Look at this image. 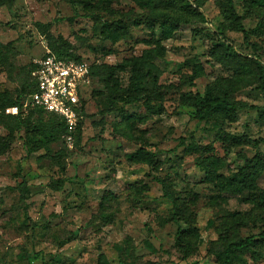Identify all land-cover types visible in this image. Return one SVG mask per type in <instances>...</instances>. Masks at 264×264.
I'll return each mask as SVG.
<instances>
[{
	"label": "rangeland",
	"instance_id": "obj_1",
	"mask_svg": "<svg viewBox=\"0 0 264 264\" xmlns=\"http://www.w3.org/2000/svg\"><path fill=\"white\" fill-rule=\"evenodd\" d=\"M222 1L0 0V93L22 101L24 68L59 38L91 67L73 131H46L49 116L27 98L21 116L35 128L0 123V264H221L227 243L264 231V144L252 145L264 140V91L218 60L211 36L228 38L244 65L264 66V11L231 0L245 43ZM207 86L251 108L198 122L187 96ZM16 113L3 109L0 121ZM190 135L207 151L179 143ZM258 152L259 177L230 191ZM234 264H264V240Z\"/></svg>",
	"mask_w": 264,
	"mask_h": 264
},
{
	"label": "trees",
	"instance_id": "obj_2",
	"mask_svg": "<svg viewBox=\"0 0 264 264\" xmlns=\"http://www.w3.org/2000/svg\"><path fill=\"white\" fill-rule=\"evenodd\" d=\"M246 4L252 7H256L261 11H264V0H243ZM223 11V15L226 21L230 22L231 27L243 33L244 42H248L247 32L244 31L242 25V18L237 15L235 12L232 1L231 0H223L220 3ZM160 18L169 22L171 19L166 15H162ZM114 30L118 32H122L123 24L119 21H116L114 24ZM111 33H113V31ZM213 45L221 50V53L218 56V60L228 65L236 75H241V73H245L246 75H253L256 77V81L259 83L260 89L264 91V66L258 61H255V68L248 67L240 62L238 59V52L235 50L232 42L226 38L223 34L218 32H212L211 34ZM0 47L3 45L0 43ZM6 47V46H5ZM48 48L49 51L56 55L59 58H68L75 61H80L78 56H74L69 52L68 44L62 39L53 40ZM24 73L26 74V86L24 90V98H27L31 95L35 90V83L31 77V73L33 71V63L32 61L29 63L27 68H24ZM149 73V71H148ZM91 74V67H90ZM153 80L156 81V77H153ZM188 100L191 102V107L193 109V118L198 122H207L213 119L215 116H223L225 118L231 117L237 111L245 108H251L246 106L245 104H240L235 100H232L230 94L226 88H218L215 89L211 86H207L203 95L198 94H189L187 96ZM22 101L21 98L16 96L12 98L8 92L0 93V111L3 109L15 108L18 113L15 116H9V120L2 119L0 123L8 130V131H19L24 130L25 132H29L30 128H35L31 126L29 122V117L27 119H23L21 116L20 110L22 109ZM84 104L79 110V116L82 117L85 114ZM47 116H49V120L45 124V130L50 132L54 127H61L63 129L66 128L64 121L53 114L47 113L39 108H34ZM230 142L239 143L241 140L237 138L229 139ZM264 144V140H254L252 142L253 148L257 149L259 143ZM4 141L0 140V151L3 146ZM179 143L183 145L189 152L194 154L201 155L203 152L207 151V147H202L197 144L192 135L189 136L188 142H185V139H179ZM260 153L258 152L251 159H248L243 167L239 169L230 179L227 184L230 186V191L239 192L243 189V187L252 184L258 177L262 171V161L260 157ZM199 161V160H198ZM196 162L200 167L201 164ZM206 170V168H203ZM159 183L162 186L164 197H166L171 203L172 208H177V204L175 199L171 197L165 186L163 180H159ZM19 189L21 199H25L27 195V187L25 184V179L21 177L19 183L17 184ZM257 239L264 240V231L260 232L258 235L248 236L241 240H234L226 244L223 251L219 254L218 258L221 261V264H234V261L238 254L251 251V247L255 245Z\"/></svg>",
	"mask_w": 264,
	"mask_h": 264
},
{
	"label": "built area",
	"instance_id": "obj_3",
	"mask_svg": "<svg viewBox=\"0 0 264 264\" xmlns=\"http://www.w3.org/2000/svg\"><path fill=\"white\" fill-rule=\"evenodd\" d=\"M32 63L35 90L24 106L60 117L67 129L73 131L81 118L79 110L84 104V88L90 83V66L84 60L59 58L48 49ZM16 111L13 108V112ZM67 139L69 141L71 137Z\"/></svg>",
	"mask_w": 264,
	"mask_h": 264
}]
</instances>
